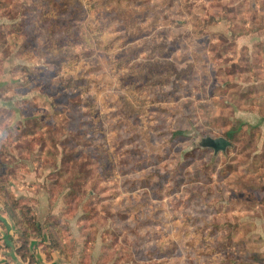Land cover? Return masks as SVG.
<instances>
[{
  "label": "rangeland",
  "instance_id": "obj_1",
  "mask_svg": "<svg viewBox=\"0 0 264 264\" xmlns=\"http://www.w3.org/2000/svg\"><path fill=\"white\" fill-rule=\"evenodd\" d=\"M128 2L0 0V236L11 195L67 264H264V0Z\"/></svg>",
  "mask_w": 264,
  "mask_h": 264
},
{
  "label": "trees",
  "instance_id": "obj_2",
  "mask_svg": "<svg viewBox=\"0 0 264 264\" xmlns=\"http://www.w3.org/2000/svg\"><path fill=\"white\" fill-rule=\"evenodd\" d=\"M89 6L88 11L94 18L91 22L87 23L89 26V34L96 36L98 42L100 39H103L104 32L106 31L105 35L112 36L114 32H110L107 29L108 24H104V19L98 16L100 9L106 6L108 3H112V11L116 13V8L118 4L121 5L123 2L125 3L122 9H130L131 5L129 4L128 0H87ZM110 3V4H111ZM39 13V12H38ZM45 13H41L40 17L44 19ZM115 17H119L122 19L123 24L131 22L129 16L126 14L124 17L122 14H115ZM40 19V18H39ZM218 20L216 18L209 19V26L214 25ZM206 26V25H205ZM93 27L94 30H91ZM49 46H54L60 48L58 43L56 42H49ZM101 46V44H99ZM99 45H97L99 47ZM108 43L105 44L104 49L108 48ZM180 132H176L175 135H179ZM227 137H232V133L228 132ZM2 155V151L0 149V156ZM3 164L0 161V200L5 198V192L3 191L2 180H6L7 173L2 170ZM7 200L10 203L11 209L13 211V221L16 225L17 235L15 237L14 242V250L17 256L22 259H28V263L32 264L34 258L32 254L29 252L28 248V239L29 238H43V233L46 234V241L42 243V250L45 254L46 258H50V253L57 252L59 256H61L64 260H69L71 257V249H69L67 243L64 241L63 236L60 232V226L53 216H48L42 224L38 222L35 215L33 214V209L30 206L27 198H14L11 195H7ZM0 225H2L0 223ZM1 245V242H0ZM4 248H8L7 245H2ZM87 255V254H86ZM88 255L80 260V264H87ZM87 259V260H86Z\"/></svg>",
  "mask_w": 264,
  "mask_h": 264
},
{
  "label": "crops",
  "instance_id": "obj_3",
  "mask_svg": "<svg viewBox=\"0 0 264 264\" xmlns=\"http://www.w3.org/2000/svg\"><path fill=\"white\" fill-rule=\"evenodd\" d=\"M9 234L6 233V235ZM0 236V264H29L28 259H20L14 250V240L16 236ZM45 238H29L28 248L30 254H32L34 261L32 264H67L58 255L57 252L50 253V258H46L42 250V243ZM13 242V243H12ZM7 245L8 248L2 247Z\"/></svg>",
  "mask_w": 264,
  "mask_h": 264
},
{
  "label": "water",
  "instance_id": "obj_4",
  "mask_svg": "<svg viewBox=\"0 0 264 264\" xmlns=\"http://www.w3.org/2000/svg\"><path fill=\"white\" fill-rule=\"evenodd\" d=\"M204 146L211 148L214 152L223 151L230 146V142L225 138H215L204 140Z\"/></svg>",
  "mask_w": 264,
  "mask_h": 264
}]
</instances>
